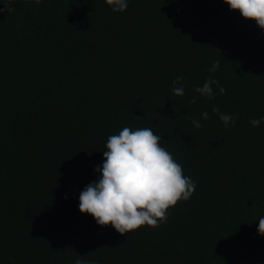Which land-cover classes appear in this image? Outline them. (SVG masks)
<instances>
[{"label":"trees","instance_id":"trees-1","mask_svg":"<svg viewBox=\"0 0 264 264\" xmlns=\"http://www.w3.org/2000/svg\"><path fill=\"white\" fill-rule=\"evenodd\" d=\"M11 6L0 13V264H264V120L250 123L264 117V29L224 0ZM209 76L212 100L194 91ZM124 127L161 136L197 187L166 223L120 235L82 214L79 195Z\"/></svg>","mask_w":264,"mask_h":264},{"label":"clouds","instance_id":"clouds-1","mask_svg":"<svg viewBox=\"0 0 264 264\" xmlns=\"http://www.w3.org/2000/svg\"><path fill=\"white\" fill-rule=\"evenodd\" d=\"M37 5L42 0H33ZM113 12H124L128 0H105ZM230 10L239 11L247 20H254L259 28L264 29V0H224ZM0 13L14 11L12 0H4ZM220 61L215 60L209 72L219 68ZM184 78L176 77L172 91L176 96H183ZM213 85L219 82L209 76L202 87L194 91L209 100L215 99ZM220 94L226 89L219 87ZM196 97L190 103L195 104ZM213 112L227 128L229 123L235 127L236 118L220 112L213 106ZM204 120L210 117L207 112L201 113ZM264 120L253 119V127H258ZM194 127H202L201 123L192 120ZM162 137L156 135L151 128L132 130L124 127L118 135H110L103 151L104 161L95 169L100 173L98 182H90L79 195V211L91 215L102 227L111 225L120 235H126L143 226L157 228L167 222L169 209L181 200L188 201L197 185L183 173V168L172 153L161 145ZM264 236V216L259 218L257 229ZM74 264H83L77 257Z\"/></svg>","mask_w":264,"mask_h":264}]
</instances>
